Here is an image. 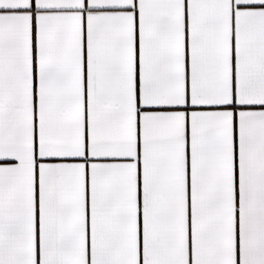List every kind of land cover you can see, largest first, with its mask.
<instances>
[{
    "label": "snow or ice",
    "instance_id": "1",
    "mask_svg": "<svg viewBox=\"0 0 264 264\" xmlns=\"http://www.w3.org/2000/svg\"><path fill=\"white\" fill-rule=\"evenodd\" d=\"M0 264H264V0H0Z\"/></svg>",
    "mask_w": 264,
    "mask_h": 264
}]
</instances>
